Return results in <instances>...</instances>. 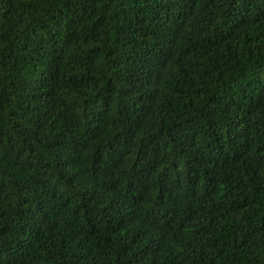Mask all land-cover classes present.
Instances as JSON below:
<instances>
[{
  "label": "trees",
  "instance_id": "obj_1",
  "mask_svg": "<svg viewBox=\"0 0 264 264\" xmlns=\"http://www.w3.org/2000/svg\"><path fill=\"white\" fill-rule=\"evenodd\" d=\"M0 264H264V0H0Z\"/></svg>",
  "mask_w": 264,
  "mask_h": 264
}]
</instances>
